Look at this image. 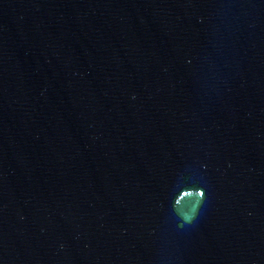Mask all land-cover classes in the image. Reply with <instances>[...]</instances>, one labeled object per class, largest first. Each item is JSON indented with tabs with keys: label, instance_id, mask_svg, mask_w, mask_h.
Here are the masks:
<instances>
[{
	"label": "water",
	"instance_id": "95a60500",
	"mask_svg": "<svg viewBox=\"0 0 264 264\" xmlns=\"http://www.w3.org/2000/svg\"><path fill=\"white\" fill-rule=\"evenodd\" d=\"M0 264H264V0H0Z\"/></svg>",
	"mask_w": 264,
	"mask_h": 264
}]
</instances>
